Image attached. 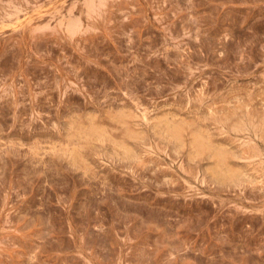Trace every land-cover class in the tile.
<instances>
[{"label":"rangeland","instance_id":"374dc122","mask_svg":"<svg viewBox=\"0 0 264 264\" xmlns=\"http://www.w3.org/2000/svg\"><path fill=\"white\" fill-rule=\"evenodd\" d=\"M0 264H264V0H0Z\"/></svg>","mask_w":264,"mask_h":264}]
</instances>
